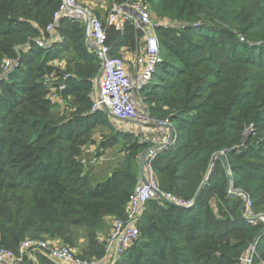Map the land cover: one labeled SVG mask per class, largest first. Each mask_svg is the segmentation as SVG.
<instances>
[{
    "label": "trees",
    "instance_id": "trees-1",
    "mask_svg": "<svg viewBox=\"0 0 264 264\" xmlns=\"http://www.w3.org/2000/svg\"><path fill=\"white\" fill-rule=\"evenodd\" d=\"M60 2L0 0V247L13 251L28 238L70 239L79 225L97 240L106 215L125 216L139 157L153 145L134 138L119 166L90 182L83 145L99 121H109L103 111L89 112L102 62L81 21L59 22L63 43L53 51L35 43ZM149 2L160 61L143 94L150 117L168 119L173 129L152 160L157 188L192 202L220 152L230 175L217 159L193 206L149 200L138 238L114 264H240L262 224L243 219V197L226 189L229 180L264 213V0ZM122 34L111 31V56L122 46L137 48L131 23ZM64 53L71 77L62 96L71 97V111L48 98L44 82L54 69L49 61ZM6 59L12 67L4 72ZM256 245L264 256V233ZM28 251L37 262L26 252L21 264H61L40 249Z\"/></svg>",
    "mask_w": 264,
    "mask_h": 264
},
{
    "label": "built area",
    "instance_id": "built-area-1",
    "mask_svg": "<svg viewBox=\"0 0 264 264\" xmlns=\"http://www.w3.org/2000/svg\"><path fill=\"white\" fill-rule=\"evenodd\" d=\"M82 0H61L57 9L53 12L51 20L45 26L46 36L39 37L35 43L42 48H50L53 44L55 30L62 19H71L81 21L85 26L87 42L95 51H99V57L102 62L101 77L99 79L98 96L95 97L91 111H103L104 106L109 110L110 114L120 123L129 121H137L142 125H147L151 120L148 116L143 101L135 93V89H142L152 78L153 72L160 61L159 58V39L156 35L157 23L152 19L151 6L146 1L134 0L126 1L118 4L113 8L114 17H122L124 21H128L138 26L145 35V43L142 49L135 52L134 60L137 64H143V70L136 80L128 73L123 59L119 56H111V47L108 40L107 31L103 22L97 18L88 8L81 3ZM119 27V25H117ZM12 65V60L6 59L4 69L6 72ZM55 72H51L45 76L44 82L49 87V99L57 96V91L62 90L63 86L53 87L55 80ZM152 121H155L152 119ZM162 124L159 127L160 136L155 134L151 143L153 146L165 143L169 139V132L165 125H168V119L157 121ZM148 155L145 162L144 175L147 184L139 182L126 205V216L124 218L114 217L109 232L102 241L105 247V256L102 259L82 258L77 256L75 251L64 243H58L53 240L25 239L18 249L0 247V264H21L25 253L36 248L42 250L49 258L61 264H108L112 259L113 262L119 258L122 253L127 250L138 238L139 228L138 220L143 212L145 204L151 199H157L159 203H172L181 207L192 206L191 202H183L170 193H162V198L155 193L157 188L152 160L156 152ZM84 161H82V164ZM244 200V214L247 218L260 216L258 220L264 227V213H256L253 210L252 200L247 196ZM264 233V232H263ZM241 264H255L254 251H247L241 257ZM264 264V263H263Z\"/></svg>",
    "mask_w": 264,
    "mask_h": 264
},
{
    "label": "rangeland",
    "instance_id": "rangeland-1",
    "mask_svg": "<svg viewBox=\"0 0 264 264\" xmlns=\"http://www.w3.org/2000/svg\"><path fill=\"white\" fill-rule=\"evenodd\" d=\"M112 1H114V4L118 5V4L124 3L126 1H134V0H112ZM140 1H146V2L150 3L149 0H140ZM109 2H110V0H104V4L102 5L104 7L98 8V11H95V12H97L96 15L101 14V16H106L108 9H109L108 8ZM100 4H102V2L99 0L98 5H100ZM105 4H106V6H105ZM115 6H113V8ZM105 7L107 8L106 10H104ZM110 14L113 15V11L110 12ZM110 36H111V31H108V37L110 38ZM141 36H142L141 34H138V38L136 37V40H137L136 45H137L138 49H142L144 47V43H145L144 37L141 38ZM62 57L64 59V55H62ZM2 70L5 71L4 65L2 67ZM49 93H48V95H49ZM143 93L144 92H142V95H143ZM147 105H148V103H147ZM147 105L145 103L146 110L149 111ZM148 116H149L151 122H153L154 124H156L158 126L162 125V124H159V122H156L155 119H154L155 121H152V118L150 117V113L148 114ZM111 119L112 118L109 117L110 123H112V121H114L113 122L114 125H116L118 123V121H115L114 119L111 120ZM109 121H108V118H106V117L103 118L102 122L99 121V124H97L95 126V128L90 132L91 137H89L87 143L83 145L82 159L84 161V163H83L84 168L87 167V164H91L93 162V159H94V163H96V164H92V171L90 174V180H92V181H95L96 179H99V178L104 179L105 176H107L110 172H112L113 170H115L119 166L120 162L125 157L124 156L126 153L125 146L132 140V137L129 134H128V136L124 135V134H126V132L120 131V133L116 134V132L109 130V127H110ZM168 125H170V123ZM144 126H146V125H144ZM125 136H127V137H125ZM151 142L152 141L150 140V143ZM89 150H92L94 152L95 158H92L91 153L88 152ZM99 156H103L104 158H102V159L104 161L103 160L100 161L98 159ZM227 174H228V172H227ZM228 175H230V171H229ZM191 204H192V202H191ZM125 216H126V209H125ZM124 217H121V218H124ZM99 225H100L101 229H103V230L100 231V233H98V234H103L104 235L103 238H105L109 232V230H108L107 233L104 234L105 227H106L105 221H103V222L101 221V223ZM102 225H103V227H102ZM261 229H262V227H261ZM90 233L91 232H89V230L87 228H85L82 225H79V226L73 227L71 229L70 239L61 240V239L55 238L52 240L56 241L58 243L67 244L68 246H70L75 251V253L79 257L87 258V259H91V258L102 259L105 256L104 244L102 241H99L98 238L96 240V238H94L95 236L92 237ZM258 239L253 241V243L250 245V247L247 251L251 252V246H252V251H254V256L257 255V256H255L257 259V262L255 263V261H254V263L255 264H263L264 263V256L261 255L260 251L256 250V246H257L256 244H257ZM40 240H43V239H40ZM118 259L119 258H117L116 261ZM239 260H240V264H241V258ZM116 261L113 262V260L111 259L108 264H114ZM27 262H25V264ZM27 264H29V263H27Z\"/></svg>",
    "mask_w": 264,
    "mask_h": 264
},
{
    "label": "crops",
    "instance_id": "crops-1",
    "mask_svg": "<svg viewBox=\"0 0 264 264\" xmlns=\"http://www.w3.org/2000/svg\"><path fill=\"white\" fill-rule=\"evenodd\" d=\"M98 1L99 0H82L81 3H82V5L84 7L88 8L89 11L92 12L93 15H95L97 18H99L103 22L104 28L107 31V33H108V31H112L113 30L114 32H116V33L119 32L121 35H123L122 33H123L124 29H125V25L127 23L130 24V22L124 21L122 19V17H116L115 18L114 15L110 14V12L113 11V6L116 5V4H114V1H112V0H110V2L108 3V6H109L108 8L109 9H108V12H107L106 16H101V14L96 15L97 12H95V11H98V8H100V7H104V6H102L104 4V0H100L102 2V4H100V5H98ZM105 6H106V4H105ZM106 9L107 8L105 7L104 10H106ZM117 25H119V27H117ZM133 26L136 28L138 34L142 35L141 38L144 37V41H145L144 32L138 26H136L135 24ZM48 34L49 33H47L46 38H49ZM54 34H55V36L53 38L52 46L50 48H46V49H49L51 51L55 50L56 48H58L59 45H61L63 43V37H62L61 31L58 30V28H56ZM41 37H43V36H41ZM137 38H138V35H137ZM136 51H138V49H133V50L130 51V50H127L125 47L122 46L120 48V50H119V53H118V56L123 59V61L125 63V66H126V68L128 70V73L131 75V77L134 80H136L137 76H139L141 74L142 70H143V64H137L135 62V60H134V56H135V52ZM62 55H64V59H63ZM68 58H69V54L68 53H64V54H61L59 57L50 60L49 64L52 65L54 67V69L52 71H50L49 73L54 71L55 75H56V78H55V80L52 83L53 87H59L61 85L63 86L62 90H58L57 91V96L55 98L51 99V100H53L54 102L58 103L62 109L63 108L66 109L67 108V110L71 111V109L75 108V106L72 107L73 103H71V97H69V100H65L63 98V96H62V91L65 89L66 81L68 80L69 77H71L67 73L64 74V72L66 71V68L68 66ZM62 72H63V74L61 75ZM49 73H47L46 75H48ZM99 75H97V77L94 79V87H95L94 89L95 90H94L93 95H92L93 99H92L91 106L93 105L95 97L98 96V91H99V89H98V78H99ZM144 87L142 89H139V90L135 89V93L143 101V104L145 105V103H146V105H147V99L144 96V94L142 95ZM48 92H49V88H48ZM91 106L89 108V112L93 113L91 111ZM69 107L70 108L72 107V108L70 109ZM97 112H102V111L99 110V111H96L94 113H97ZM103 112H105V111L103 110ZM110 118H112V117H110ZM112 119L115 120V118H112ZM112 122H114V121H112ZM115 127L121 132L128 133L132 137V140L134 138H136V139H138V141H140L142 143H145V142L146 143H150V140L152 139V137L155 134L161 132V130H162L159 127H157L153 122L147 123L146 126L142 125L141 123H139L137 121H129V122H126V123L118 122L115 125ZM88 152L91 153L92 158H95L94 152L92 150H89ZM102 158H104V157L103 156H99L98 159L100 161H102L103 160ZM82 161H83V159L81 160V162ZM92 164H96V163H94V159H93V162L91 164H87V167L84 168V172L86 173V175L89 178V180H90V174H91V171H92ZM107 176H105V178ZM105 178L104 179L99 178V179H96L95 181L90 180V182L94 184V183H97V182L104 181ZM113 218H114L113 216H109V215H106L104 217V221L106 223L104 234L107 233V231L110 229V226L112 224ZM103 236H104L103 234H99L97 236V238L99 240H101L103 238ZM26 256L31 257V259L33 261L37 262V260H36L37 255H36L35 252L31 253V251H27Z\"/></svg>",
    "mask_w": 264,
    "mask_h": 264
},
{
    "label": "water",
    "instance_id": "water-1",
    "mask_svg": "<svg viewBox=\"0 0 264 264\" xmlns=\"http://www.w3.org/2000/svg\"><path fill=\"white\" fill-rule=\"evenodd\" d=\"M95 53L99 54V51H98L97 48H95ZM100 77H101V72H100V75H99V78H98V87H99V79H100ZM104 111H105L110 117L114 118V117L110 114L109 110H108L105 106H104ZM164 127L167 128L168 131H169V135H170V136H169L168 141L165 142V143H161V144H159V145H156V146H151V147L146 148V149L141 153V155H140V157H139V161H138V182H142V183L147 184V179H146V177H145V175H144V168H145V162H146V158H147V156L150 155V154H152L155 150H159V149H162V148L166 147V146L169 144V142L171 141L172 134H173V129H172V127H171L170 125H165ZM217 159L220 160V161L222 162L224 168L226 169V171H227L228 174H229V171H228V169H227L226 162H225V155H224V152L216 153V154L212 157V165H211V167H210V170H209L208 174L206 175L204 181L202 182V184H201V186H200V188H199V190H198V192H197V194H196V197H195V198L193 199V201H192V204H191L192 206L197 202L199 196L201 195V192H202V190H203L205 184L207 183L209 177L211 176V174H212V172H213V169H214V163H215V161H216ZM228 176H229V175H228ZM226 192H227L229 195H231V196H234V195H240V196H242L244 199L248 196V195L245 194L244 192H233L232 189H231L230 181H229V180H228V184H227ZM155 193H156V195H157L158 197H161V198H162V193H161L159 190H155ZM243 209H244V200H243V203H242L241 206H240V210H239V211H240V214H241L242 218L245 219L246 221L252 223V222L258 221V220L261 218L260 216H258V217H253V218H247V217L245 216V214H244ZM263 232H264V227H262V229L259 231V233H258L256 239H258V238L263 234ZM256 239H255V240H256Z\"/></svg>",
    "mask_w": 264,
    "mask_h": 264
}]
</instances>
